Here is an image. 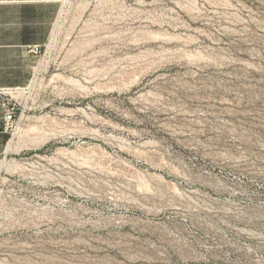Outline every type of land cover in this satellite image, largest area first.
Wrapping results in <instances>:
<instances>
[{"label":"rangeland","instance_id":"1","mask_svg":"<svg viewBox=\"0 0 264 264\" xmlns=\"http://www.w3.org/2000/svg\"><path fill=\"white\" fill-rule=\"evenodd\" d=\"M0 264H264V0H0Z\"/></svg>","mask_w":264,"mask_h":264},{"label":"bare ground","instance_id":"2","mask_svg":"<svg viewBox=\"0 0 264 264\" xmlns=\"http://www.w3.org/2000/svg\"><path fill=\"white\" fill-rule=\"evenodd\" d=\"M86 110L87 111H89V109L88 108H86ZM86 110H82L81 111V113L80 114H82L81 115V118L84 120V123L85 124H87V125H89V124H92V123H90V121H89V119H88V117H87V112H86ZM82 138L83 139H93L94 141H97V142H102L103 140H105L104 139V137L103 136H99V135H97L96 137H92V136H90V135H84V136H82ZM131 207V206H130ZM125 210V209H124ZM126 211V210H125ZM138 211V210H137ZM130 213V212H129ZM139 214V213H138ZM132 215V214H131ZM136 216H138V215H136Z\"/></svg>","mask_w":264,"mask_h":264}]
</instances>
